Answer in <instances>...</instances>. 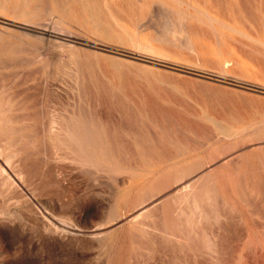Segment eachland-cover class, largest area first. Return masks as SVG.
<instances>
[{
  "label": "rangeland",
  "instance_id": "rangeland-1",
  "mask_svg": "<svg viewBox=\"0 0 264 264\" xmlns=\"http://www.w3.org/2000/svg\"><path fill=\"white\" fill-rule=\"evenodd\" d=\"M0 264H264V0H0Z\"/></svg>",
  "mask_w": 264,
  "mask_h": 264
},
{
  "label": "bare ground",
  "instance_id": "bare-ground-1",
  "mask_svg": "<svg viewBox=\"0 0 264 264\" xmlns=\"http://www.w3.org/2000/svg\"><path fill=\"white\" fill-rule=\"evenodd\" d=\"M252 85V84H251ZM256 86V85H255ZM54 124V123H53ZM55 127V126H54ZM74 127V126H73ZM69 128H67V130H68ZM73 129V128H72ZM70 132H72V131H70ZM70 137V136H69ZM75 138V137H74ZM145 208V207H144ZM149 208V207H148ZM147 209V208H146ZM145 209V210H146ZM144 211V210H143ZM142 212V211H141ZM98 231H100V230H98ZM98 231H97V233H98ZM74 232V231H73ZM95 232V231H94ZM102 234V233H101ZM96 235H98V234H96Z\"/></svg>",
  "mask_w": 264,
  "mask_h": 264
}]
</instances>
